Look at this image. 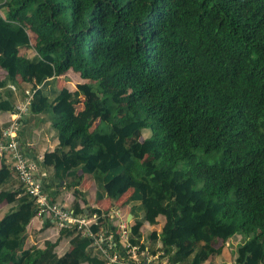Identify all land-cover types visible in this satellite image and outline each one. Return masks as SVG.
Returning <instances> with one entry per match:
<instances>
[{
	"label": "trees",
	"instance_id": "1",
	"mask_svg": "<svg viewBox=\"0 0 264 264\" xmlns=\"http://www.w3.org/2000/svg\"><path fill=\"white\" fill-rule=\"evenodd\" d=\"M23 85L58 141L44 165L93 231L119 247L117 202L131 245L159 262L215 264L239 236L234 264H264V0H0V113ZM0 163V264H106L75 229L25 248L36 204Z\"/></svg>",
	"mask_w": 264,
	"mask_h": 264
},
{
	"label": "built area",
	"instance_id": "2",
	"mask_svg": "<svg viewBox=\"0 0 264 264\" xmlns=\"http://www.w3.org/2000/svg\"><path fill=\"white\" fill-rule=\"evenodd\" d=\"M13 89V87H12ZM34 90L24 91L25 98L15 107L16 113L7 121L8 125L1 129L0 136V161L13 173L22 189L36 204L34 218L41 225L50 221L56 229L55 234L62 229H75L81 237L92 239L91 247L97 252L106 264H167L166 261L158 262V255L150 256L147 251H141L139 247L129 242V228L126 215L119 209L109 211V224L116 227L119 247H116L114 234L106 231L101 226L98 231H93L92 226L98 225V216L95 214L77 215L72 208L63 207L54 203L46 192L43 183L37 178V165L29 160L17 138L19 120L28 113V106ZM51 234L47 233L36 247H43ZM27 239V238H26ZM50 241V240H49ZM26 242V240H25Z\"/></svg>",
	"mask_w": 264,
	"mask_h": 264
},
{
	"label": "crops",
	"instance_id": "3",
	"mask_svg": "<svg viewBox=\"0 0 264 264\" xmlns=\"http://www.w3.org/2000/svg\"><path fill=\"white\" fill-rule=\"evenodd\" d=\"M23 88L25 90L30 89L27 85H23ZM20 101L21 100H17L16 106L20 103ZM13 115H15V111L11 113L10 112L0 113V126L4 127L3 125L7 123L10 117ZM29 119H31V124L30 125L28 124V129H26V131H23V128L26 127V123L21 124L20 120H23L24 122H28ZM20 120L17 131V138L19 140L20 146L25 156L37 165V174H36L37 178L43 183L46 192L48 193L49 197L54 203L62 205L63 207L71 208L72 203L74 201V197L72 196L71 192L63 190V183L59 182L54 177L53 170L50 167L44 165V161H43L44 154L52 152L58 144V141L56 139V134L50 128L51 126L49 120L47 119V114L46 115L41 114L31 117L27 113ZM29 128H31V130H29ZM21 131L23 135L19 134ZM13 181L14 182L17 181L14 176H13ZM89 196L90 195H87L86 199L89 202L90 206H94V194L92 198L90 197L88 199ZM90 199L92 200L90 201ZM109 204L110 206H115L117 205V202H111ZM81 206L83 205L81 204ZM8 209H9L8 205L0 206V220ZM113 209L121 210L128 218L129 212L127 206H124L122 208H118L115 206L113 208H110V211ZM159 220H160L159 226H161L162 219ZM146 224L147 223L144 224V227L146 226ZM153 227L154 226H149V230L151 231L152 230L151 228ZM32 230L37 232V236H44L47 233L51 234L50 236L52 237L57 236L55 234L56 229L53 227V225L49 226L44 230H41V225L36 218L31 219L29 225L27 226L26 234H29V232H31ZM233 239H237V238H232L230 240ZM230 240L227 241L226 245H228V242ZM143 241H145L146 243V249L149 248L148 247L149 240L145 239V234H143V236L141 237V242ZM238 241L240 242V237H238ZM158 246L159 244L157 243L156 247ZM24 247L25 248L27 247L26 244ZM217 263L218 261L215 262V264Z\"/></svg>",
	"mask_w": 264,
	"mask_h": 264
},
{
	"label": "rangeland",
	"instance_id": "4",
	"mask_svg": "<svg viewBox=\"0 0 264 264\" xmlns=\"http://www.w3.org/2000/svg\"><path fill=\"white\" fill-rule=\"evenodd\" d=\"M21 53H25L29 57H32L34 55V52L32 51V49H23V50H21ZM63 81L66 82V85L69 88H73L74 85H76L77 83L82 82L81 79H80V77H79V75L78 74H74L72 72L66 73L64 75ZM149 134H150V132H148V131L143 132L142 138L143 137H147ZM198 158H199V156H198ZM209 161L212 163L213 160L212 159H209ZM180 168H183L184 169V168H186V166L185 165H181ZM94 191H95V188L92 186L91 189H90V191H89V194H88V195H90L88 197V199L90 197L92 198V196L94 194ZM129 193L130 192H127L123 196L124 198H122V199H124V200H123L122 203H124V201H126V198L128 197ZM91 200L92 199H90V201ZM88 204H89V202H88ZM113 207H115V206H112V208ZM159 219H161V218L157 217V219H156L157 220V224H155V225L146 224V226L144 228L145 239L148 238L149 233L151 231H155L156 234H158L160 232L161 226H159V223H160V220ZM148 225L149 226H154L153 228H151L152 229L151 231L149 230V226ZM42 237L43 236H37V232H35V231L32 230L31 232H29V234H27V236H26L27 239H26L25 244H26V246H31V245H34L35 243L36 244H39L41 242V240H42L41 239ZM238 237H237V239L230 240L228 242V245H226V243H224L222 245L223 246V249H222L221 255L218 256L216 258V260H215V261H218L217 264H234L235 250H236V247L240 244V242L238 241ZM56 238H57V236H55V237H52L51 236L49 238V240L50 241H54ZM67 247H68V245H67L66 240H62L58 244V246L56 247L55 250H56L57 254L59 256H61L63 254V252L67 249ZM223 250H224V252H223Z\"/></svg>",
	"mask_w": 264,
	"mask_h": 264
},
{
	"label": "water",
	"instance_id": "5",
	"mask_svg": "<svg viewBox=\"0 0 264 264\" xmlns=\"http://www.w3.org/2000/svg\"><path fill=\"white\" fill-rule=\"evenodd\" d=\"M15 113H16V110H15ZM131 218H132V216H131V214H129L128 218H127V221L129 222Z\"/></svg>",
	"mask_w": 264,
	"mask_h": 264
}]
</instances>
